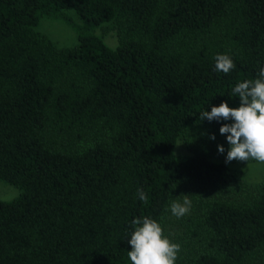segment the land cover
<instances>
[{"label":"trees","instance_id":"obj_1","mask_svg":"<svg viewBox=\"0 0 264 264\" xmlns=\"http://www.w3.org/2000/svg\"><path fill=\"white\" fill-rule=\"evenodd\" d=\"M261 68L264 0H0V179L20 190L0 199V264H132L145 216L180 245L175 264H264V181L226 162L233 120L199 118L238 108L232 89Z\"/></svg>","mask_w":264,"mask_h":264},{"label":"clouds","instance_id":"obj_2","mask_svg":"<svg viewBox=\"0 0 264 264\" xmlns=\"http://www.w3.org/2000/svg\"><path fill=\"white\" fill-rule=\"evenodd\" d=\"M214 59L217 71L227 74L235 67L228 54H218ZM237 96L241 101L238 108L229 107L225 101L220 106H213L210 112H201L199 118L201 121H234L220 128L222 135L228 134L230 145L226 162L248 161L251 158L264 163V68L260 69L254 81L239 82L232 89L231 97ZM218 150L220 153L225 151L223 145L218 146ZM138 195L141 201L147 200L142 190H138ZM170 207L172 214L180 218L190 211L191 201L185 195L183 203L174 201ZM133 225L135 230L130 236L131 251L128 252L132 264H175L180 245L164 235L157 220L145 216L135 219Z\"/></svg>","mask_w":264,"mask_h":264},{"label":"rangeland","instance_id":"obj_3","mask_svg":"<svg viewBox=\"0 0 264 264\" xmlns=\"http://www.w3.org/2000/svg\"><path fill=\"white\" fill-rule=\"evenodd\" d=\"M80 23V20L76 18ZM40 30L49 35L60 46H74L78 41L77 33L66 22L61 19H48L44 18L41 22ZM104 37L105 42L111 48H116L119 43L117 31L112 27V24H105L96 31ZM227 143V141H226ZM189 149L182 141H179L177 146V153L189 154ZM232 166L241 168L246 173V181L250 186L259 184L264 181V163L262 162H242L239 160L230 162ZM20 190L0 179V199L12 200L19 196ZM171 240V237L165 235Z\"/></svg>","mask_w":264,"mask_h":264}]
</instances>
